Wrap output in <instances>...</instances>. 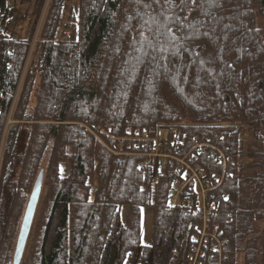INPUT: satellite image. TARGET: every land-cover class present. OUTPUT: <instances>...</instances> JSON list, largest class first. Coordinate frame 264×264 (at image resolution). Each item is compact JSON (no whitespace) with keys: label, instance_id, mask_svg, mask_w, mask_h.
Masks as SVG:
<instances>
[{"label":"trees","instance_id":"obj_1","mask_svg":"<svg viewBox=\"0 0 264 264\" xmlns=\"http://www.w3.org/2000/svg\"><path fill=\"white\" fill-rule=\"evenodd\" d=\"M40 1L25 38L0 28V264H12L45 160L21 264H186L200 222L186 206L193 185L171 195L184 172L159 158L141 167L150 143L133 132L183 123L235 158L209 218L224 263L264 264V0ZM5 2L1 21L14 11ZM239 125L254 140L245 154ZM146 206L151 245L141 244Z\"/></svg>","mask_w":264,"mask_h":264},{"label":"built area","instance_id":"obj_2","mask_svg":"<svg viewBox=\"0 0 264 264\" xmlns=\"http://www.w3.org/2000/svg\"><path fill=\"white\" fill-rule=\"evenodd\" d=\"M11 5L12 0H9L8 6ZM186 127L183 124H156L147 129L134 130L139 141L150 143L148 147L151 151L146 154L148 158L141 167L152 158H159L162 168L177 164L185 178L176 181L169 191L171 195L180 193L188 183L193 185L195 196L187 198L186 206L196 209L200 222L190 237L192 249L186 264H208L210 260H215L216 264H225L227 254L223 249L226 239L217 226L209 223V218L214 210L213 192L227 176L229 166L236 164L235 158L229 154L226 146L213 145L197 134L190 135L188 131L182 130ZM127 132L131 133L132 130ZM203 155H208L211 162L206 164ZM216 167L218 171L211 170Z\"/></svg>","mask_w":264,"mask_h":264},{"label":"rangeland","instance_id":"obj_3","mask_svg":"<svg viewBox=\"0 0 264 264\" xmlns=\"http://www.w3.org/2000/svg\"><path fill=\"white\" fill-rule=\"evenodd\" d=\"M36 1L37 0H29V2L27 0H14V5H13L14 11H13V13L11 15H9L5 19V21H1V18H0V28L2 29V31L4 33L6 32L7 34H9L10 36H12L14 38H16V37L17 38H25L28 35L29 29L31 28L32 22L35 18V11H36V9H38L36 7ZM39 2H41V1L39 0ZM71 2H72V0H66V5L64 6V10H66L67 6ZM24 15L26 16V18L24 17ZM42 15H44V13ZM42 21H43V19L40 21L39 24H41ZM68 34H69V32H68ZM35 40H36V37H35L34 41ZM9 123H11L10 119H8L7 124H9ZM224 125L227 126L230 124L225 123ZM239 126L241 128V134L239 137V146L241 147V151L245 154L246 147L248 145L253 144L254 140L251 136V133H250L248 126H244V125H239ZM4 140H5V133L3 134L2 139L0 140V156H1V151H2L3 145H4ZM249 161H250V159L247 157V155H241L240 158L238 159V164H240L244 167L243 172L247 171V164ZM42 165H44V168H46V160L43 162ZM69 170H70V164L64 163L63 165H61L60 171H61L62 175H67L69 173ZM38 173H39V171H38ZM38 173H37V175H38ZM44 179H45V177H44ZM34 182H35V180H34ZM89 182H90L92 188L94 189L95 185H96L95 176L91 177ZM43 192H44V187L42 189V194H43ZM26 204H27V202H26ZM26 204H25V207H26ZM24 211H25V208H24ZM24 211H23V213H24ZM126 214H127V207L123 206L121 208V217L123 220H125ZM22 216H23V214H22ZM21 220H22V217H21ZM20 223H21V221H20ZM140 226H141V244L142 245H151L153 242V210L151 207L146 206V207H143L141 209ZM259 226H260V228H263L264 222H260ZM19 227H20V225H19ZM218 230H219V228H218ZM18 231H19V229H18ZM17 235H18V232H17ZM16 238H17V236H16ZM15 243H16V241H15ZM241 258L242 257L239 255L237 258V261H236L237 264H241Z\"/></svg>","mask_w":264,"mask_h":264},{"label":"water","instance_id":"obj_4","mask_svg":"<svg viewBox=\"0 0 264 264\" xmlns=\"http://www.w3.org/2000/svg\"><path fill=\"white\" fill-rule=\"evenodd\" d=\"M44 177L45 168L44 165H42L28 196V201L22 216L18 235L16 238V243L12 256V264L22 263L30 233L33 227L37 208L40 202L44 185Z\"/></svg>","mask_w":264,"mask_h":264}]
</instances>
